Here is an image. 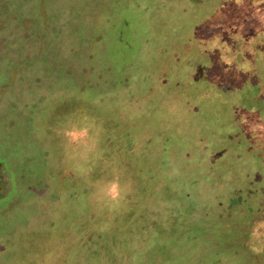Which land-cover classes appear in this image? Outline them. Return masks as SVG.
<instances>
[{"label": "rangeland", "instance_id": "obj_1", "mask_svg": "<svg viewBox=\"0 0 264 264\" xmlns=\"http://www.w3.org/2000/svg\"><path fill=\"white\" fill-rule=\"evenodd\" d=\"M247 13L254 39L264 0H0V264H264L263 239L236 245L263 169L200 93L222 49L250 52Z\"/></svg>", "mask_w": 264, "mask_h": 264}, {"label": "trees", "instance_id": "obj_2", "mask_svg": "<svg viewBox=\"0 0 264 264\" xmlns=\"http://www.w3.org/2000/svg\"><path fill=\"white\" fill-rule=\"evenodd\" d=\"M256 14L257 12L253 15L256 16ZM245 15H247V18L243 20L242 26L240 28L238 27L235 32H233L236 40L239 38L242 42L247 43L246 48L250 52H242L241 58L238 59L236 56L231 59L232 61L227 62L225 61L224 51L222 49L219 56L220 60L212 62L211 64L209 63L211 76H209L206 70L209 80L213 82V86L200 93L202 94V100H206L204 111L207 113V116L210 115L212 117L211 120H204L205 123H209L207 126L211 125V130L215 133V127L222 126L223 128H227L230 124H232V126L234 125L232 128L233 131L245 141L244 145H242L241 139L238 141V144L246 149V151L243 152L247 154L246 156L251 155L256 159L258 161L257 168L263 169L262 171L264 172V167H261L264 163V156L262 162L259 163L262 152L264 153V94L261 95L264 86L262 83L263 79H256L261 73L257 72L254 63L258 56L257 52H261L259 41L262 38L261 36H264V29L259 31L254 39H251V36L245 34L248 30H244V27L248 22H254L258 17L255 18L249 13ZM223 37L224 33H222V38ZM226 41L229 42L230 40ZM222 42H224V38ZM214 46H212L211 43L206 44L205 51L209 58H211ZM229 49L231 50L232 48L230 47ZM262 55H264V52ZM210 65L212 67H210ZM219 100L222 104L214 108V103H220ZM253 103H255V105ZM229 104L231 105L230 108L228 107ZM233 150H235L236 155L240 153V147L238 145H236ZM216 151L223 154L225 151L224 146L222 145L217 148ZM237 159H239L238 156ZM258 171L259 169L256 170L255 178L250 183H245V188L250 191L249 194H251V196L260 194L262 197V194H264V185H259L258 177L264 175H260ZM253 203L256 205L259 202L257 200H252V198L248 202H245L247 205H253ZM261 203H263V201H261ZM255 228H257L260 233H264V228L261 224L258 223L255 225L254 223L246 230L247 233L245 234L247 236L244 234L239 235V239L236 240V242H238L236 245H242L245 249H250L254 253L260 250L261 245L259 242L261 239L264 240V237H259V234L255 235L253 231Z\"/></svg>", "mask_w": 264, "mask_h": 264}, {"label": "flooded vegetation", "instance_id": "obj_3", "mask_svg": "<svg viewBox=\"0 0 264 264\" xmlns=\"http://www.w3.org/2000/svg\"><path fill=\"white\" fill-rule=\"evenodd\" d=\"M11 186V174L5 164L0 161V200L9 194Z\"/></svg>", "mask_w": 264, "mask_h": 264}, {"label": "clouds", "instance_id": "obj_4", "mask_svg": "<svg viewBox=\"0 0 264 264\" xmlns=\"http://www.w3.org/2000/svg\"><path fill=\"white\" fill-rule=\"evenodd\" d=\"M237 2L239 3L240 0H237ZM110 193L112 194V199L113 200H117L120 196V190H119V184L118 183H112L111 187H110ZM264 226V225H262Z\"/></svg>", "mask_w": 264, "mask_h": 264}]
</instances>
